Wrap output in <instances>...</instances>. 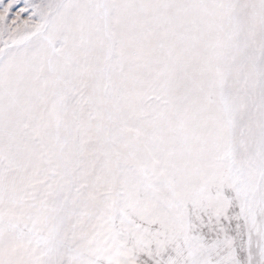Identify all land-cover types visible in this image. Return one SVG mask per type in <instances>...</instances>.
I'll list each match as a JSON object with an SVG mask.
<instances>
[{
    "label": "snow or ice",
    "instance_id": "obj_1",
    "mask_svg": "<svg viewBox=\"0 0 264 264\" xmlns=\"http://www.w3.org/2000/svg\"><path fill=\"white\" fill-rule=\"evenodd\" d=\"M0 264H264V0H0Z\"/></svg>",
    "mask_w": 264,
    "mask_h": 264
}]
</instances>
